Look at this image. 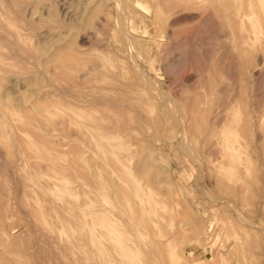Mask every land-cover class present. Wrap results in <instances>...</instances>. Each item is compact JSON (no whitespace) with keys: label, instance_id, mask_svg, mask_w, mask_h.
I'll list each match as a JSON object with an SVG mask.
<instances>
[{"label":"rangeland","instance_id":"rangeland-1","mask_svg":"<svg viewBox=\"0 0 264 264\" xmlns=\"http://www.w3.org/2000/svg\"><path fill=\"white\" fill-rule=\"evenodd\" d=\"M151 1L0 0V264H99L90 209L126 247L105 264H264L263 41L217 2Z\"/></svg>","mask_w":264,"mask_h":264},{"label":"bare ground","instance_id":"bare-ground-1","mask_svg":"<svg viewBox=\"0 0 264 264\" xmlns=\"http://www.w3.org/2000/svg\"><path fill=\"white\" fill-rule=\"evenodd\" d=\"M117 0H115V4L117 3L118 4V1H120V0H118L117 2H116ZM123 1H125V2H127V3H131V4H133V3H135V0H123ZM136 1H138V3H139V5L142 7V8H144L143 10H145V7L143 6V2H140V1H142V0H136ZM151 1V0H150ZM159 1V0H158ZM178 3H176V2H174L173 1V3H176V4H182V5H184V4H187V1L186 0H176ZM192 1V0H191ZM254 0H195V3L197 4L198 2L199 3H204V5H208L207 7L209 8V4L208 3H210V4H212V3H214V2H217V3H219V5H220V7L221 8H223L224 9V11L223 12H225V13H227V14H230V17H231V23L233 24V28H234V30H235V32H236V34H239L238 36H240L239 38H242V41H244L245 43H248L249 44V42L248 41H251V43H254L255 41H259V40H262L263 42V47H261L262 48V52H264V23H263V25H258L257 23H254L255 21H253V22H251V18L252 17H258L257 16V11H255L256 13V16L254 15V16H252L251 17V15L252 14H254L253 13V11L255 10V9H257V8H261L262 9V12H263V14H264V0H258L259 2H257L256 4H254V2H253ZM256 1V0H255ZM151 2H153V1H151ZM192 2H194V1H192ZM121 3V2H120ZM159 3H160V1H159ZM172 3V4H173ZM191 3V2H190ZM194 3V4H195ZM114 4V5H115ZM152 4H154L153 5V8L151 9V12H152V15L153 16H158V17H160L161 15V12H162V9L164 8H162L161 9V5L160 4H158V2H156V1H154ZM175 4V5H176ZM193 4V3H192ZM192 4H190V5H192ZM195 4V5H196ZM130 5V4H129ZM160 5V6H159ZM189 5V6H190ZM130 6H132V5H130ZM193 6V5H192ZM214 6H216V5H214ZM115 7V6H114ZM117 7H119V6H117L116 5V7L115 8H117ZM182 7V6H181ZM197 7H198V5H197ZM203 7V6H202ZM206 6H205V8H207ZM212 8H213V5L211 6ZM141 8V9H142ZM191 8H194V6L193 7H191ZM196 8V7H195ZM199 9L201 8V6H200V4H199V7H198ZM116 10H119V8L118 9H116ZM122 10V9H121ZM142 11V10H141ZM260 11V10H259ZM143 12H145V11H143ZM261 11H260V13H262ZM219 13H220V11H219ZM259 13V12H258ZM118 14H119V12L117 13V14H115V15H117L118 16ZM120 14H122L121 12H120ZM227 14H225L226 16H228ZM262 14V15H263ZM259 15V14H258ZM260 16V15H259ZM121 17V15L118 17V18H120ZM229 17V18H230ZM261 17V16H260ZM126 18V17H125ZM256 20H258L259 21V23H260V20L259 19H256ZM246 21L248 22H250V23H248L249 25H246ZM106 22V21H105ZM106 24V23H105ZM117 26H119V25H117ZM246 27H247V30H246ZM250 27V28H249ZM247 31V32H246ZM241 40H240V42H242ZM241 44V43H240ZM250 45V44H249ZM242 46H243V44H242ZM251 46V45H250ZM259 47V48H260ZM250 48H252L253 49V47H249V49ZM261 48H260V50H261ZM243 49H246L245 47L243 48ZM248 49V50H249ZM259 50V49H258ZM242 51V50H241ZM246 51H247V49H246ZM247 53H248V51H247ZM244 55H246L245 54V52L243 53ZM243 55V56H244ZM260 55V54H259ZM262 56V55H261ZM95 64V63H94ZM94 64L93 65H89L88 67H86V69H87V71H83V72H81V73H78L77 74V77L79 78V81H81V80H83V79H86V78H88L89 77V71L90 70H94V68L95 69H97V66H94ZM95 65H99V64H95ZM75 67H76V71L78 72L79 71V65L77 64V65H75ZM74 67V68H75ZM99 67V66H98ZM73 68V69H74ZM74 77V76H73ZM74 80V79H73ZM76 81H78V80H76ZM78 81V82H79ZM131 99V98H130ZM224 102V101H223ZM151 107V106H150ZM76 114L78 115V117H80L81 116V114H79V113H77L76 112ZM14 117V116H13ZM43 117V116H42ZM142 117V116H141ZM177 117V116H176ZM179 117V116H178ZM177 117V118H178ZM222 118H224V117H222ZM14 119H15V117H14ZM24 119V118H23ZM43 119V118H42ZM220 120V119H219ZM43 121V120H42ZM222 121H223V119H222ZM19 122H23L22 120H20ZM44 122L45 123H47V124H52V120L50 119V118H47V117H44ZM57 123V122H56ZM221 123V122H220ZM216 124H217V121H216ZM77 125H79V126H82L83 124L81 123V121H79V120H77ZM202 125V124H201ZM222 127V126H221ZM205 129V128H204ZM205 132V131H204ZM203 133V132H202ZM202 137V136H201ZM207 138V137H206ZM204 140H207V139H204ZM201 141V140H200ZM217 141V143H219L220 145H221V139H215V141L214 142H216ZM0 142H1V140H0ZM205 142H210L209 140L208 141H205ZM206 143V144H207ZM7 144V143H6ZM209 144V143H208ZM257 145V144H256ZM204 146V145H203ZM207 146V145H206ZM258 146V145H257ZM256 146V147H257ZM208 147V146H207ZM258 148V147H257ZM188 149V148H187ZM181 150H182V148H181ZM182 151H184V150H182ZM188 151H191V150H187V152H186V154L188 153ZM34 153H38V154H42L38 149H36L35 151H33ZM185 152V151H184ZM111 153V152H110ZM30 154V153H29ZM185 154V155H186ZM43 155L45 156V157H48L50 160H51V162L54 164V165H56L59 161H60V159H62L63 157L62 156H57V155H53L51 152H47V153H43ZM78 155V154H77ZM190 155V154H189ZM80 156V155H79ZM110 156H113V157H115V155L114 154H111ZM81 159V158H80ZM79 159V160H80ZM63 160H64V158H63ZM215 160V159H214ZM213 159H211V156H208V158H207V161H208V163H212L213 161H214ZM79 164V163H78ZM78 166H82V165H78ZM85 168V167H84ZM87 170V169H86ZM101 170H103V167H102V169ZM122 174H124V172H122L121 170H119V172H118V175L120 176V175H122ZM87 177V176H86ZM99 177H100V180H99V182L101 183V184H103V185H105V187H107V188H110V186H109V183H108V181L106 180V177L102 174V173H100L99 174ZM88 181H89V179H87ZM114 181V180H113ZM92 181L90 180V183H91ZM197 182V181H196ZM259 186V185H258ZM114 187V186H113ZM120 187V193H118L117 194V196H116V199H117V206L119 207V208H121V212L122 213H124L125 215H127L129 218L131 217H133V214H134V211H135V205H136V203L135 202H133V198H132V196H131V194H130V192L128 191V189H129V187H125V186H123V185H120L119 186ZM202 188V187H201ZM70 190V188L69 187H66L65 189H63V191H62V197L63 198H65L66 200H67V202L69 203L70 202V205L72 204H74L73 203V201L71 200V191H69ZM235 191V190H234ZM264 192V191H263ZM66 193H68L69 194V197H66L64 194H66ZM234 194V193H233ZM261 195V194H260ZM264 195V194H263ZM225 198H226V201L227 202H229V203H233V202H235V199H234V197L233 196H231V197H229V195L228 194H225ZM90 201L92 202V199H90ZM263 205H264V199H263V197L262 198H260V200H258L256 203H255V209L257 210L259 207H263ZM86 214L88 215V216H90V218H91V225H90V230H89V235L91 236V239L95 242V243H99V242H101V239H105V240H110V242L112 243V244H110V245H105V246H102L100 249H97V256H98V262H99V264H105V263H107V262H109V261H113V259H114V253H120V252H124V251H126V247L122 244V240H121V232L119 231V230H117V222H111V220H110V217L109 216H107L106 214H100V213H98L97 211H95V210H87L86 211ZM84 212L83 213H81V215L82 216H85L86 215ZM140 217H141V220L143 219L144 220V217L142 216V214H140ZM134 222V221H133ZM149 229H150V227H149ZM146 230V229H145ZM147 231V230H146ZM151 234H152V232H151ZM153 235V234H152ZM154 238V237H153ZM94 261V260H93ZM109 264V263H108Z\"/></svg>","mask_w":264,"mask_h":264}]
</instances>
